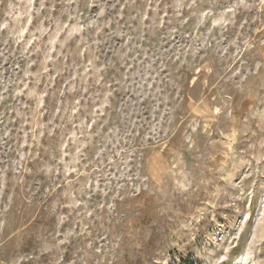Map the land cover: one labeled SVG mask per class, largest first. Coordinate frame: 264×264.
Segmentation results:
<instances>
[{
  "label": "rangeland",
  "instance_id": "374dc122",
  "mask_svg": "<svg viewBox=\"0 0 264 264\" xmlns=\"http://www.w3.org/2000/svg\"><path fill=\"white\" fill-rule=\"evenodd\" d=\"M264 264V0H0V264Z\"/></svg>",
  "mask_w": 264,
  "mask_h": 264
},
{
  "label": "trees",
  "instance_id": "16d2710c",
  "mask_svg": "<svg viewBox=\"0 0 264 264\" xmlns=\"http://www.w3.org/2000/svg\"><path fill=\"white\" fill-rule=\"evenodd\" d=\"M180 264H195V263H184V262H181Z\"/></svg>",
  "mask_w": 264,
  "mask_h": 264
}]
</instances>
